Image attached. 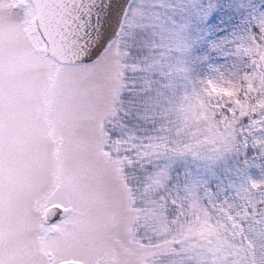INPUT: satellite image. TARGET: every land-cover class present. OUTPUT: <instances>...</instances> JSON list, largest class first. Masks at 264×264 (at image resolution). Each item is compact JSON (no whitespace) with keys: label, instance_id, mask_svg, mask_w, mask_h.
Wrapping results in <instances>:
<instances>
[{"label":"snow or ice","instance_id":"obj_1","mask_svg":"<svg viewBox=\"0 0 264 264\" xmlns=\"http://www.w3.org/2000/svg\"><path fill=\"white\" fill-rule=\"evenodd\" d=\"M0 264H264V0H0Z\"/></svg>","mask_w":264,"mask_h":264}]
</instances>
